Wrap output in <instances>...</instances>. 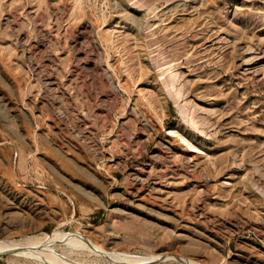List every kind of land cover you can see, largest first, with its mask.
<instances>
[{
	"label": "rangeland",
	"instance_id": "1",
	"mask_svg": "<svg viewBox=\"0 0 264 264\" xmlns=\"http://www.w3.org/2000/svg\"><path fill=\"white\" fill-rule=\"evenodd\" d=\"M191 259L264 264V0H0V264Z\"/></svg>",
	"mask_w": 264,
	"mask_h": 264
},
{
	"label": "bare ground",
	"instance_id": "2",
	"mask_svg": "<svg viewBox=\"0 0 264 264\" xmlns=\"http://www.w3.org/2000/svg\"><path fill=\"white\" fill-rule=\"evenodd\" d=\"M58 234H59V233H58ZM65 238H66V236L63 237V234H62L61 236L59 235V236H55V237H52V238H51V237H45V241H48V242H59V241H61L62 239L66 240ZM69 239L71 240V238H69ZM69 239H68V240H69ZM68 240H67V241H68ZM70 240H69V241H70ZM40 241H41V240H40ZM45 241H44V242H45ZM29 242H30V241H29ZM34 242H35V241H34ZM34 242H33V243L31 242V243H32V244H35V243H38L39 241H38V242L36 241L35 243H34ZM63 242H64V241H63ZM63 242H62V243H63ZM73 242H74V241H73ZM41 243H42V242H41ZM65 243H67V242H64V244H65ZM8 244H9V243H8ZM18 244H19V243H18ZM32 244H31V245H32ZM75 244H76V243H75ZM19 245H20V244H19ZM79 245H80V244H79ZM79 245H77V248L79 247ZM21 246H23V245H21ZM21 246H20V247H21ZM17 247L19 248V246H17ZM17 247H16V245L12 246V248H14L15 250L18 249ZM72 247H73V246H72ZM80 247L83 248V249H82L83 251H84V248H85V250H86V249H91V248H87L86 246H80ZM80 247H79V248H80ZM1 248H2V247H1ZM7 248H8V247H7ZM2 249H6V247H5V248H2ZM91 250H92V252L97 253V255H98V253H99V255H101L100 252H96L97 250H94V249H91ZM17 251H18V250H17ZM23 251H24V250H23ZM15 252H16V251H15ZM104 255H105L106 257H108V258H110L109 256H111V255H109V254H104ZM122 257H123V256H122ZM116 258H117V257H113V261H114V262H115V261L117 262L118 259H116ZM118 258H119V257H118ZM120 259L123 260L122 258H120ZM137 259H138V258H137ZM137 259H136V260H137ZM125 260H126V258H125ZM148 260H149V259H148ZM129 261H130V260H129ZM129 261H128V262H129ZM181 261H182V260H181ZM188 261H190V260H188ZM123 262H124V261H123ZM190 262H191V263H189V262H188V263H189V264H203V263L196 262V261H194V260L192 261V259H191ZM121 263H122V262H121Z\"/></svg>",
	"mask_w": 264,
	"mask_h": 264
}]
</instances>
